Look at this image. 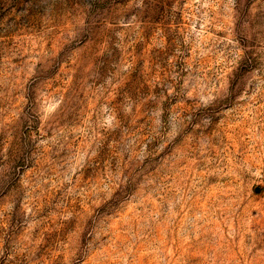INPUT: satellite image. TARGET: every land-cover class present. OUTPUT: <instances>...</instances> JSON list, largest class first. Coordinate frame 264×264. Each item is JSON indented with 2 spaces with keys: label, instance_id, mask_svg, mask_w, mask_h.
Returning <instances> with one entry per match:
<instances>
[{
  "label": "rangeland",
  "instance_id": "374dc122",
  "mask_svg": "<svg viewBox=\"0 0 264 264\" xmlns=\"http://www.w3.org/2000/svg\"><path fill=\"white\" fill-rule=\"evenodd\" d=\"M0 264H264V0H0Z\"/></svg>",
  "mask_w": 264,
  "mask_h": 264
}]
</instances>
